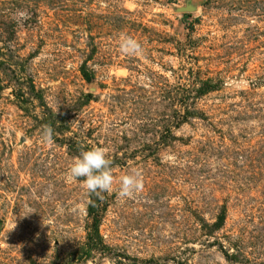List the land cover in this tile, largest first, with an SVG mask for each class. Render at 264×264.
Segmentation results:
<instances>
[{
    "label": "rangeland",
    "instance_id": "obj_1",
    "mask_svg": "<svg viewBox=\"0 0 264 264\" xmlns=\"http://www.w3.org/2000/svg\"><path fill=\"white\" fill-rule=\"evenodd\" d=\"M0 264H264V0H0Z\"/></svg>",
    "mask_w": 264,
    "mask_h": 264
},
{
    "label": "clouds",
    "instance_id": "obj_2",
    "mask_svg": "<svg viewBox=\"0 0 264 264\" xmlns=\"http://www.w3.org/2000/svg\"><path fill=\"white\" fill-rule=\"evenodd\" d=\"M30 18L26 10H17L14 19L18 24ZM119 51L127 56L142 54V46L135 39L128 36H121ZM53 130L50 126H44L41 139L45 144L52 142ZM112 161L107 158L106 150L101 147H92L85 150L83 146L79 155L73 157L72 163L67 170V176L73 180H79L82 189L89 196H96L103 199L104 193H113ZM143 184L141 174L134 171L129 175L120 178L119 187L116 191L117 199H127L142 191Z\"/></svg>",
    "mask_w": 264,
    "mask_h": 264
}]
</instances>
